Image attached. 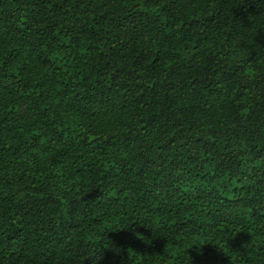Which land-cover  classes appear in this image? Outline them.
Returning <instances> with one entry per match:
<instances>
[{"label": "trees", "instance_id": "16d2710c", "mask_svg": "<svg viewBox=\"0 0 264 264\" xmlns=\"http://www.w3.org/2000/svg\"><path fill=\"white\" fill-rule=\"evenodd\" d=\"M0 264H264V0H0Z\"/></svg>", "mask_w": 264, "mask_h": 264}]
</instances>
